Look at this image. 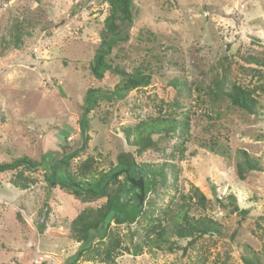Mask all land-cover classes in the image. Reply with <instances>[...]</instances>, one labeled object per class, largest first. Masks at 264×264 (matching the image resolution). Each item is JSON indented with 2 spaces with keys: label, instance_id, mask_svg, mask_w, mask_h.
Instances as JSON below:
<instances>
[{
  "label": "rangeland",
  "instance_id": "rangeland-1",
  "mask_svg": "<svg viewBox=\"0 0 264 264\" xmlns=\"http://www.w3.org/2000/svg\"><path fill=\"white\" fill-rule=\"evenodd\" d=\"M133 3L130 39L115 45L109 62L127 73L145 67L154 80L114 96L111 93L121 78L106 71L98 79L91 70L110 14L108 3L0 0V40L6 36L11 42L0 57V163L24 155L50 163L79 148L87 92L101 90L106 95L87 112V148L72 160V166L99 154L108 156L106 169L121 154L138 162L168 163L166 183L150 199L165 206L197 187L208 200L204 214L222 225L221 235H206L191 246L188 240H177L188 248L185 253L148 248L140 255L122 251L117 264H249L245 258L254 254L258 258L254 264H264V92L256 93L262 106L257 115L227 100L216 104L206 93L222 72L221 61L227 65L229 86L253 88L264 80L263 68L254 61L264 56V0ZM20 20L25 31L15 46L11 27ZM173 79L185 81L187 87L176 108L170 105L174 98L163 89ZM162 102L167 103L164 112L191 116L189 141L180 153L178 133L155 137L158 148L139 155L128 144L123 128L157 115ZM213 141L228 153H215L203 145ZM243 154L253 158L259 169L248 167ZM14 174L0 173V264H64L80 245L70 235L72 220L87 206L98 207L106 199L83 202L59 186L50 188L42 167L27 172L37 180L27 190L11 184ZM230 195L247 211L245 217L231 211ZM136 227H117L123 245L131 244Z\"/></svg>",
  "mask_w": 264,
  "mask_h": 264
},
{
  "label": "trees",
  "instance_id": "trees-1",
  "mask_svg": "<svg viewBox=\"0 0 264 264\" xmlns=\"http://www.w3.org/2000/svg\"><path fill=\"white\" fill-rule=\"evenodd\" d=\"M102 1L109 4L110 14L104 21L102 42L94 55L91 70L98 79H102L106 71L118 75L121 81L111 94L121 96L136 88L149 85L154 77L152 73H146L145 67H138L133 72L127 73L109 62L115 45L130 39V30L134 23V3L133 0ZM11 29L15 30L13 35L17 46L25 31L24 22L20 20ZM0 43L3 47L0 52L1 57L9 51L11 42L3 36ZM254 61L263 68L264 79V56ZM220 63L222 72L215 75L207 86L206 93L216 104L221 100H227L232 106L257 115L262 106L256 93L264 92V80L253 88L243 87L240 84L229 86L226 62ZM163 89L174 98V102L170 105L176 108L179 97L187 87L185 81L173 79L164 84ZM104 95L106 94L101 90H89L86 97L88 106L85 111L90 112L97 100ZM163 105L167 103L162 102L158 106L157 115L123 128L128 144L136 148L137 154L141 155L149 149H157L159 139L155 137L170 138L175 133L182 138L176 149L180 153L184 152L185 144L189 141L191 116L185 114L177 117L174 113L164 112ZM87 112L83 113L80 120L82 144L79 148L63 152L50 163L45 160L37 161L27 155L0 163V173H15L10 182L20 190H27L37 183V180L27 175V172L34 173L42 167L45 170V181L50 188L59 186L83 202L91 203L106 199L98 207L87 206L72 220L70 235L80 245L64 264H79L85 261L117 264V258L122 251L140 255L145 248L152 252L182 250L185 253L188 248L180 246L177 240H188V245L191 246L197 239L206 235L222 234V225L204 214L208 200L197 187L191 188L188 193H181L178 198H172L165 206H159L150 199V195L157 193L159 187L166 183L168 163L138 162L134 156L121 154L117 157V163H111L109 169H106L103 164L108 156L99 154L88 156L73 167L72 160L80 152L85 151L88 145ZM203 145L215 153L222 155L228 153L227 149L214 141ZM243 157L248 167L259 169L258 165L254 164L253 158L246 154L245 156L243 154ZM228 205L233 213L244 217L247 214V211L239 208L234 195L228 198ZM121 224H137L129 246L123 245V237L117 228ZM41 228L44 229L45 226ZM256 260L258 258L255 254L254 258L250 256L245 258L249 264H254ZM201 264L204 262L201 261Z\"/></svg>",
  "mask_w": 264,
  "mask_h": 264
},
{
  "label": "water",
  "instance_id": "water-1",
  "mask_svg": "<svg viewBox=\"0 0 264 264\" xmlns=\"http://www.w3.org/2000/svg\"><path fill=\"white\" fill-rule=\"evenodd\" d=\"M47 208H48V207H47ZM47 208H46V210H45V212H44L43 219H42L41 222H40L41 225L44 224L45 217H46V213H47Z\"/></svg>",
  "mask_w": 264,
  "mask_h": 264
}]
</instances>
